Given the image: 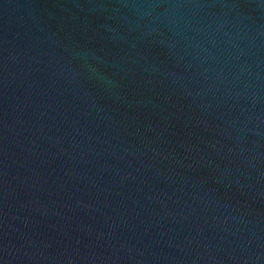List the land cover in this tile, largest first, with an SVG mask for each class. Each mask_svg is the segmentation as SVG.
Masks as SVG:
<instances>
[{
    "label": "water",
    "instance_id": "obj_1",
    "mask_svg": "<svg viewBox=\"0 0 264 264\" xmlns=\"http://www.w3.org/2000/svg\"><path fill=\"white\" fill-rule=\"evenodd\" d=\"M0 264H264V0H0Z\"/></svg>",
    "mask_w": 264,
    "mask_h": 264
}]
</instances>
